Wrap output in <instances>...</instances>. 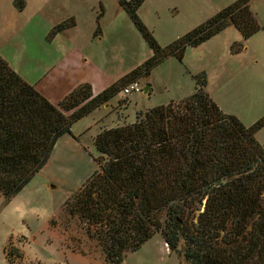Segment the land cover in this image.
<instances>
[{
    "label": "trees",
    "instance_id": "16d2710c",
    "mask_svg": "<svg viewBox=\"0 0 264 264\" xmlns=\"http://www.w3.org/2000/svg\"><path fill=\"white\" fill-rule=\"evenodd\" d=\"M116 1L151 54L96 94L83 82L53 103L0 56V195L5 200L44 165L73 123L125 84L147 77L165 57L181 59L186 47L231 25L243 39L264 30L250 0H234L161 46L137 14L144 0ZM12 4L21 11L25 1ZM72 26L69 17L53 25L48 36ZM100 33L97 24L93 37ZM242 49L241 41L230 44L232 53ZM206 83L200 71L186 97L138 111L132 122L94 135L99 169L64 206L96 234L109 263L120 264L125 252L138 250L159 232L185 264H264V147L256 138L264 115L244 125L219 108ZM4 255L11 264L22 256L14 247Z\"/></svg>",
    "mask_w": 264,
    "mask_h": 264
},
{
    "label": "rangeland",
    "instance_id": "374dc122",
    "mask_svg": "<svg viewBox=\"0 0 264 264\" xmlns=\"http://www.w3.org/2000/svg\"><path fill=\"white\" fill-rule=\"evenodd\" d=\"M12 1L0 0V56L53 103L62 89L56 79L64 72L80 71L89 60L100 61L109 74L126 71L137 59L143 60L148 49L116 0H24L21 12L13 8ZM232 1L144 0L137 14L163 46ZM249 7L263 24L264 0H250ZM69 17L76 26L50 38L51 27ZM97 24L102 37L92 41ZM233 41L243 43L240 52L230 51ZM74 48L79 50L77 57ZM68 55L73 64L61 71ZM200 71L206 74L205 90L223 112L247 126L264 115V30L243 39L231 25L197 46L186 47L181 59L165 57L147 77L138 78L143 86L151 85L149 94L139 91L125 96L116 92L93 111L92 116L98 117L95 122L89 125L91 118H84L72 124V133L57 139L44 165L18 192L7 200L0 195V264H11L4 255L11 247L22 255L13 258L12 264H111L96 234H89L85 224L64 206L82 182L99 169L92 139L102 128L132 122L138 111L177 102L192 92L194 74ZM256 138L264 147V125ZM183 262L156 232L137 251L125 252L120 264Z\"/></svg>",
    "mask_w": 264,
    "mask_h": 264
},
{
    "label": "crops",
    "instance_id": "0c3cea01",
    "mask_svg": "<svg viewBox=\"0 0 264 264\" xmlns=\"http://www.w3.org/2000/svg\"><path fill=\"white\" fill-rule=\"evenodd\" d=\"M13 5V4H12ZM13 8H14V6H13ZM15 9V8H14ZM16 10V9H15ZM23 10V9H22ZM19 12V11H18ZM21 12V11H20ZM76 26V22H75V25L74 26H72V27H75ZM72 27H70V28H68V29H66V30H64L63 32L65 33L66 31H70V29L72 28ZM94 31V30H93ZM63 32H60V33H58V34H56V37H58V35H60V34H64ZM221 32V31H220ZM101 33H100V35H98L97 36V40H100L101 39ZM95 37H93V32H92V34H91V36H90V39L92 40V41H94L95 39H94ZM143 39V38H142ZM144 40V39H143ZM91 42V41H90ZM144 43H146V42H142V46L144 47H147L148 49H146L145 50V55H144V58H143V60L144 59H146L147 57H148V55H150V53H151V50H149V47H148V45L146 46V44H144ZM73 44V46L75 45L74 43H72ZM71 46V45H70ZM75 49V48H74ZM78 49H75V53H74V57H77V54H78ZM80 54H81V52H80ZM72 59H73V57H71V56H67L66 57V59H65V63L63 64V65H60V70L62 71L64 68H65V70H69V65L71 64H73V62H72ZM143 60H141V59H137V61H136V63H134V65L136 66V65H138L140 62H142ZM99 62L100 61H97V62H94L93 60H92V62L89 60L84 66L85 67H82V69L80 70V71H66V72H64L63 73V75H62V77H60V78H57L56 79V84H58V85H60L61 87H62V89L60 90V93H59V95L57 96V99H56V102H58L59 101V99H61L65 94H67L71 89H73L76 85H78V84H80V83H83V82H87V83H89L90 84V86H91V89H92V92L94 93V94H96V93H98L99 91H101L102 89H104L105 87H107V86H109L111 83H113L114 81H116L117 79H119L122 75H124L126 72H128L129 70H131L132 68H134L135 66L133 65V66H131L128 70H126V71H122V70H118V71H115L114 73H112V74H109L108 73V71L107 70H105L103 67H102V65L101 64H99ZM64 70V71H65ZM138 81V80H137ZM138 83L141 85V87L143 86V84H141L140 83V81H138ZM37 87V86H36ZM38 89V88H37ZM39 90V89H38ZM41 93H42V91L41 90H39ZM137 92H139V91H136V92H132L131 94H133V93H137ZM140 92L141 93H144L143 91H142V89L140 90ZM151 92V85H149L148 86V90H147V92L146 93H144V94H149ZM130 94V95H131ZM44 95V94H43ZM187 96V95H186ZM186 96H183V97H179V98H177V99H182V98H184V97H186ZM109 104H111V101L110 102H108V104H106V105H109ZM106 105L104 106V107H106ZM98 111H100V110H98ZM94 112H96V111H94ZM94 112H92V113H90V114H88V115H86V116H84V117H82L81 119H79L78 121H82V119H84L85 118V120L86 119H89V118H91V121H90V123H89V125L91 124V123H93V122H95V119L96 118H98V117H96V116H92V114L94 113ZM87 117V118H86ZM118 119V117L116 118V122L118 121L117 120ZM98 120V119H97ZM78 121H76L75 123H77ZM84 121V120H83ZM131 122V121H130ZM74 124V123H73ZM72 126V125H71ZM85 126H88V122L86 123V125ZM70 133H72V132H70ZM74 134H72V136H73ZM78 137L80 138V136L78 135ZM78 138V139H79ZM142 246V245H141ZM137 251V250H136ZM135 252V251H134Z\"/></svg>",
    "mask_w": 264,
    "mask_h": 264
},
{
    "label": "built area",
    "instance_id": "2783aa9c",
    "mask_svg": "<svg viewBox=\"0 0 264 264\" xmlns=\"http://www.w3.org/2000/svg\"><path fill=\"white\" fill-rule=\"evenodd\" d=\"M141 89L142 87L138 83V81L134 80L122 86L120 92L125 96H127L128 94H131L132 92L140 91Z\"/></svg>",
    "mask_w": 264,
    "mask_h": 264
},
{
    "label": "water",
    "instance_id": "95a60500",
    "mask_svg": "<svg viewBox=\"0 0 264 264\" xmlns=\"http://www.w3.org/2000/svg\"><path fill=\"white\" fill-rule=\"evenodd\" d=\"M148 86H149L148 83H146V84H144V86H142V91H143L144 93L147 92V90H148Z\"/></svg>",
    "mask_w": 264,
    "mask_h": 264
}]
</instances>
